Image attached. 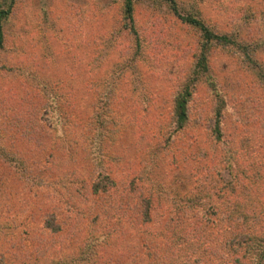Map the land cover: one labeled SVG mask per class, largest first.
Segmentation results:
<instances>
[{"label":"rangeland","instance_id":"obj_1","mask_svg":"<svg viewBox=\"0 0 264 264\" xmlns=\"http://www.w3.org/2000/svg\"><path fill=\"white\" fill-rule=\"evenodd\" d=\"M119 1L16 0L3 25L2 262L63 264L76 257L75 264H154L149 253L167 242L161 220L191 192L215 193L229 178L227 169L217 173L213 167L221 155L216 151L213 156L209 136L212 105L220 97L226 148L242 156L253 177L242 194L254 200L259 190L264 195V81L256 74L264 68V0L177 1L181 12L199 11L215 31L236 30L259 45L255 61H244L238 51L213 53L208 70L213 85L203 81L189 105L188 126L168 144L162 136L167 103L199 33L165 5L135 0L137 40L123 26ZM43 84L64 99L66 113L79 122L70 134L49 122ZM111 85L115 91L108 94ZM105 93L112 98L109 114L116 123H109L114 138L104 143L101 171L119 178L125 191L135 179V194L150 197L154 221L141 228L122 217L119 197L113 206L88 189L100 169L88 157L91 141L86 136ZM143 102H149L146 110ZM49 214L58 219L60 232L44 227ZM205 232L208 239L217 236L215 228ZM88 242L95 250L77 256Z\"/></svg>","mask_w":264,"mask_h":264},{"label":"trees","instance_id":"obj_2","mask_svg":"<svg viewBox=\"0 0 264 264\" xmlns=\"http://www.w3.org/2000/svg\"><path fill=\"white\" fill-rule=\"evenodd\" d=\"M152 1L157 5H165L172 15L199 33L196 50L193 51L189 64L167 103L168 120L162 127V136L168 144L188 126V108L203 81L213 85L208 75L209 61L213 53L218 50L227 53L238 51L244 61H255L259 43L253 44L241 37L240 32L236 30L215 31L204 21L199 11L181 12L178 0ZM15 5L16 0H0V51L5 42L3 25L10 18ZM117 7L124 28H128L129 33L139 39L135 0H120ZM139 48L140 46H137V50ZM256 74L264 81V68L261 67ZM42 87L41 93L45 97L44 106L49 122L55 121L54 125H58L63 135L70 134L69 128L78 127L79 122L71 120L70 113H66L64 99L59 97L58 93L51 95L49 87L45 84ZM212 89L214 90L215 86ZM114 91L112 86L108 94ZM106 97L93 117L91 135L86 136L91 141L88 157L92 165L100 169L88 189L90 193L102 198L104 203L108 202V198L113 202V206L119 197L123 202L120 203L122 217L126 218L131 226L141 228L154 221L150 197L135 194L134 184L138 183L135 179L127 183L125 191V186L119 183V178L108 171H101L105 168L104 143L114 134L113 129H109V123H116L114 116L109 114L113 106L112 98L107 94ZM147 104L149 102H143V110L148 108ZM224 108L222 97L214 100L211 109L213 124L209 136L213 144V156L215 157L217 152L221 155L220 160L214 161L213 167L217 173L227 169L229 178L217 186L215 193L204 192L196 195L191 192L186 201L177 203L173 213L161 220L165 231L164 242H167L163 243L164 248L149 253L154 264H264V195L259 190L254 200L251 196L242 194L243 189L253 185V177L245 169L244 163H241L242 156L234 149L226 148L227 140L222 128ZM53 115L55 117L52 121ZM57 220L54 214L47 215L44 227L51 233L60 232L62 227ZM113 225L115 230L117 224L114 222ZM206 228H215L217 236L214 240L206 237ZM84 247L77 252V256L83 257L87 251L95 250L91 242L86 243ZM75 259L76 257L72 258L73 261H67L65 258L63 264H75ZM0 264L8 263L0 260Z\"/></svg>","mask_w":264,"mask_h":264}]
</instances>
